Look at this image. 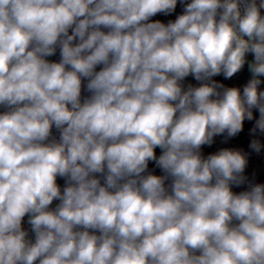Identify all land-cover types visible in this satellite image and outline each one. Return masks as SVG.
Wrapping results in <instances>:
<instances>
[{"label": "clouds", "instance_id": "9594fccd", "mask_svg": "<svg viewBox=\"0 0 264 264\" xmlns=\"http://www.w3.org/2000/svg\"><path fill=\"white\" fill-rule=\"evenodd\" d=\"M0 264H264V0H0Z\"/></svg>", "mask_w": 264, "mask_h": 264}]
</instances>
